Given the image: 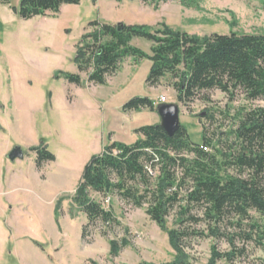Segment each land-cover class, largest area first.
<instances>
[{
    "label": "rangeland",
    "instance_id": "374dc122",
    "mask_svg": "<svg viewBox=\"0 0 264 264\" xmlns=\"http://www.w3.org/2000/svg\"><path fill=\"white\" fill-rule=\"evenodd\" d=\"M168 0L159 4L141 0H81L64 5L60 14L24 21L14 12L20 0L0 2V264H168L176 253L168 233L151 220L148 205L142 208L117 195L92 193L120 221L107 236L102 224L90 226L73 197L90 159L111 142L132 144L141 135L136 129L158 125L157 111L125 110L135 97H149L156 109L163 103L180 106L181 124L192 141L202 142L203 126L221 133L235 128L233 117L243 109L264 105L249 101L241 92L231 98L219 89L205 91L193 101L178 99V82L168 74L156 86L147 83L152 60L128 57L104 85H92L81 74V85L69 83L68 73L78 74L77 47L92 21L108 24L157 26L206 36L231 32L264 35V0ZM131 44L152 55V42L134 38ZM166 98V102L161 99ZM215 112L210 124L205 114ZM201 114H204L200 116ZM44 144L56 156L38 171L31 147ZM21 146L23 159L10 161L7 154ZM178 209L167 218L177 228ZM196 212V211H195ZM239 223L234 218L221 227L220 237L210 235L202 221L191 230L200 235L187 248L190 264H209L212 247L221 253L244 252L234 263L256 264L264 258V246L246 236L252 224L264 225V217L251 211ZM254 234V233H253ZM127 239L129 245L114 256L110 241ZM239 253V251H238Z\"/></svg>",
    "mask_w": 264,
    "mask_h": 264
},
{
    "label": "trees",
    "instance_id": "16d2710c",
    "mask_svg": "<svg viewBox=\"0 0 264 264\" xmlns=\"http://www.w3.org/2000/svg\"><path fill=\"white\" fill-rule=\"evenodd\" d=\"M80 1L20 0L13 10L20 19L30 20L48 13L55 16L64 5ZM141 1L159 4L168 0ZM0 2L10 4L11 0ZM134 38L151 41L152 55L133 46ZM76 54L79 73L66 75L69 83L75 85H81L83 73L92 85H104L126 58H150L147 83L156 86L166 75H172L178 80L175 87L181 102H191L213 89L231 98L241 92L249 101L264 102L263 34L231 32L198 36L165 23L157 26L122 23L119 29V23L96 20L86 27ZM140 108L156 111L149 97H135L124 105L125 110ZM205 115L210 124L216 122L215 112ZM233 120L235 128L221 133L215 131L210 135L203 126L201 143L192 141L184 125L170 136L158 124L136 129L142 137L132 144L115 141L106 145L86 164L73 197L87 217L82 238L87 240L90 226L102 224L108 230L101 232L105 237L120 225L114 212L92 197L94 192L104 196L115 194L137 208L148 205L147 214L168 233L176 253L174 261L168 264H190L187 253L190 240L207 235L191 230L192 225L205 221L210 235L220 237L221 227L234 218L237 223L248 220L251 211L264 217V105L243 108ZM30 151L36 153L38 169L56 160L44 144L31 147ZM177 209L178 227L170 229L167 218ZM251 227L253 231L246 237L264 246V225L255 222ZM230 243L233 249L225 253L213 246L209 264H217L219 260L234 263L245 255L233 240ZM127 245V239L110 241L111 254L118 255ZM256 264H264V258Z\"/></svg>",
    "mask_w": 264,
    "mask_h": 264
},
{
    "label": "water",
    "instance_id": "95a60500",
    "mask_svg": "<svg viewBox=\"0 0 264 264\" xmlns=\"http://www.w3.org/2000/svg\"><path fill=\"white\" fill-rule=\"evenodd\" d=\"M122 23H119V29L121 28ZM161 122L160 126L166 131L170 136H173L181 127L180 120V106L174 102L163 103L159 105L156 109ZM204 115V114H202ZM24 151L21 146H15L8 154L7 158L10 161H16L17 159L24 158Z\"/></svg>",
    "mask_w": 264,
    "mask_h": 264
},
{
    "label": "crops",
    "instance_id": "0c3cea01",
    "mask_svg": "<svg viewBox=\"0 0 264 264\" xmlns=\"http://www.w3.org/2000/svg\"><path fill=\"white\" fill-rule=\"evenodd\" d=\"M15 7H16V6H15ZM63 7H64V6H63ZM63 7H62V8H63ZM62 8H61V9H62ZM37 17H38V16H37ZM43 17H44V16H43ZM34 18H35V17H34ZM34 18H32V19H30V20H24V21L31 22V20H33ZM34 154H35V159H36V153H34ZM37 169H38V168H37ZM44 169H45V165L43 166V168L38 169V171H42V172H43Z\"/></svg>",
    "mask_w": 264,
    "mask_h": 264
},
{
    "label": "built area",
    "instance_id": "2783aa9c",
    "mask_svg": "<svg viewBox=\"0 0 264 264\" xmlns=\"http://www.w3.org/2000/svg\"><path fill=\"white\" fill-rule=\"evenodd\" d=\"M161 102H166V98L162 97Z\"/></svg>",
    "mask_w": 264,
    "mask_h": 264
}]
</instances>
